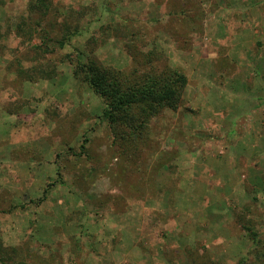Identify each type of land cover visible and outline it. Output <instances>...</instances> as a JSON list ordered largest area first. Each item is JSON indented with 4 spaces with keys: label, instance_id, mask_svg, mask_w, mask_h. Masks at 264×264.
Listing matches in <instances>:
<instances>
[{
    "label": "rangeland",
    "instance_id": "rangeland-1",
    "mask_svg": "<svg viewBox=\"0 0 264 264\" xmlns=\"http://www.w3.org/2000/svg\"><path fill=\"white\" fill-rule=\"evenodd\" d=\"M30 1L0 0V264H264V0ZM89 60L179 69L180 108L115 142Z\"/></svg>",
    "mask_w": 264,
    "mask_h": 264
},
{
    "label": "trees",
    "instance_id": "trees-1",
    "mask_svg": "<svg viewBox=\"0 0 264 264\" xmlns=\"http://www.w3.org/2000/svg\"><path fill=\"white\" fill-rule=\"evenodd\" d=\"M29 8L32 13L47 16L52 0H31ZM23 21L26 23L25 19ZM72 35L70 30L65 32L58 47L67 46ZM157 58L153 52L147 57L152 67ZM74 77L87 84L102 100L101 119L110 127L114 141L130 145L147 139L146 134L154 119L167 110L176 112L180 108L189 83L188 77L179 69L157 71L152 68L141 73L136 69L126 73L96 60L78 61L74 65ZM246 230L251 233L258 251H263L264 237L249 227Z\"/></svg>",
    "mask_w": 264,
    "mask_h": 264
}]
</instances>
